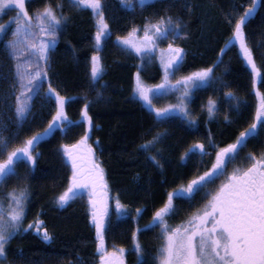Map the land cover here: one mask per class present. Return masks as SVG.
Wrapping results in <instances>:
<instances>
[{
    "label": "trees",
    "instance_id": "trees-1",
    "mask_svg": "<svg viewBox=\"0 0 264 264\" xmlns=\"http://www.w3.org/2000/svg\"><path fill=\"white\" fill-rule=\"evenodd\" d=\"M118 1H115L117 7L114 6L113 11L105 12L111 27V38L97 48L93 38L96 32L93 13L86 8L70 7L63 0L64 14L70 19L61 25L58 32L56 46L49 57L48 76L53 87L62 96L69 98L65 110L71 120L79 122L80 110L85 103H89V115L93 118L94 127L88 144L92 146L97 161L104 168L111 192L114 196L118 194L121 203L127 208L126 216L109 222L105 232L106 244L110 248H127V264H137L133 243L139 242L145 264H156L155 257L162 236L158 226L149 229L144 226L151 221L155 210L163 205L168 191L182 183L186 184L193 175L205 171L212 159L205 157L201 163L200 157L193 155L185 163L180 160L181 155L196 140L206 143L205 137L209 130L217 143L232 142L235 134L252 122L259 101L252 86L250 70L235 46L227 51L223 56L224 63L216 68L218 79L215 83L194 91L188 103L193 115L199 119V131L190 132L180 117L168 118L167 122L157 125L150 112L133 97L132 90L137 71L145 83L152 84L161 79L162 70L155 60H144L122 48L116 37H126L133 29H142L146 20L155 21L161 15H171L174 19L181 17L186 25V36L175 43L184 48V60L179 71L172 77L178 78L207 67L216 59L230 31L227 14L236 5L247 6L251 0H153L145 7H136L135 10L122 7ZM45 2L55 4L57 0ZM242 11V8L238 9L236 15ZM245 30L256 64L264 72V0H258L256 13L249 18ZM169 42L170 40L161 41L165 45ZM93 54L101 57L104 67L103 75L95 83L92 82L89 71ZM139 63H142L140 67ZM0 64L7 71L13 61L7 60L6 55L0 51ZM224 81L228 83V88L223 87ZM10 83L11 81H0V96L11 90ZM47 86L46 81L44 87ZM259 88L264 93V76L261 77ZM228 90L234 91L244 102L242 114L231 112L238 119V124L223 121L224 112L228 110V101L223 97V92ZM210 97L217 99L221 106L220 112L211 120L208 119L206 107L201 110V106L206 105ZM37 101H33L29 119L19 130L17 143L42 130L51 119L54 103L48 102L43 106ZM9 102L14 104V101ZM0 124L10 126L9 132L16 131L15 116L2 102ZM86 128V124L78 123V126L72 127L67 133L55 131L38 145L37 151L41 155L34 170L29 172L24 164L18 166V173L21 177L27 175V180L17 181L12 178L5 185H0V198L18 184L27 185L30 201L24 226L27 227L34 220H41L53 236L50 242H46L35 227L18 233L6 245L9 250L7 264H69V261L75 264H99L95 228L91 225V210L84 195L77 196L62 207H59L55 199L67 187V178L71 174L62 145L77 141ZM149 128L151 131L144 135ZM165 129L169 132L168 137L149 150L153 155H156V149L161 150L157 159L163 167H158L147 159L149 152L138 146L145 140H150L156 132ZM263 150L264 133L248 142L247 148L241 151L240 158L246 152L259 153ZM217 181L208 187H216ZM201 193L196 194L192 200L175 199L177 211L168 218V222L178 223L184 220L203 201ZM137 208L143 209L139 216L136 214ZM137 229L140 231L134 241L132 233ZM18 250H22L23 255ZM78 256L82 261L77 260Z\"/></svg>",
    "mask_w": 264,
    "mask_h": 264
},
{
    "label": "snow or ice",
    "instance_id": "snow-or-ice-1",
    "mask_svg": "<svg viewBox=\"0 0 264 264\" xmlns=\"http://www.w3.org/2000/svg\"><path fill=\"white\" fill-rule=\"evenodd\" d=\"M32 0H0V13L14 10L15 15L0 23V34L8 35L9 26L11 39L3 43V51L13 64L4 70L0 64V81H11L10 91L0 96L2 102L15 116L16 131L9 132L7 124H0V185L16 178L17 181L27 180V175L21 177L17 169L20 164L27 166L29 172L35 169L41 153L37 151L41 141L50 137L55 131L67 133L78 123L87 125L84 134L73 144L62 145V152L71 167V174L67 178V187L55 197L59 206H64L77 196L87 195L90 206V222L95 228L96 252L99 255V264H125L123 247H114L112 251L105 248V232L108 229L109 201L115 200V211L118 218L127 215V208L121 203L119 195L110 197L107 193L105 172L101 163L94 155V149L88 140L94 127L93 118L89 115V103H85L80 110L79 122L71 120L65 110L68 97L62 96L57 88L53 87L48 76L50 67L49 53L55 48L58 32L69 16L64 14V4L57 2L53 5L46 2L41 9L30 12L28 5ZM128 9L135 10L137 2L140 8L145 7L148 0H120ZM70 7H87L96 17L94 41L97 48L107 39L111 38V27L107 22L102 0H67ZM258 0H251L247 6L238 4L232 12L227 14L230 31L224 45L219 49L216 59L207 67L181 76L173 81L172 76L179 71L184 60V48L175 43L184 39L185 24L181 17L175 19L171 15H161L155 21L146 20L143 25L144 36L141 45L136 44L130 37L137 31L133 29L128 37L117 36L116 40L130 46L141 55L153 51L156 43L170 40L166 49H161V63L164 69V78L161 83L145 86L137 73L135 93L137 97L148 106L155 124L167 122L171 114L176 113L188 126L190 132L199 131V119L195 117L186 103L190 101L194 91L201 86L213 84L218 79L215 70L224 63L223 56L232 47L238 45V54L243 57V62L250 69L253 88L257 81L264 76L262 68L256 64L252 48L248 43L246 32L249 18L257 10ZM243 11L237 16L236 12ZM171 38V39H170ZM20 45L25 51L36 57V63H21ZM264 56V54H262ZM90 77L93 83L98 82L104 73L101 57L93 54L91 57ZM47 81V88L44 83ZM223 87L228 88V83L223 82ZM43 92L44 98L55 105L54 114L47 125L40 131L30 136L19 139V130L29 119L32 112V101ZM171 92L179 93L176 104H169L165 108H157L153 100ZM258 104L252 116V122L243 127L232 142L217 143L211 130L205 137L206 143L196 140L191 143L180 160L187 162L193 155L200 157L203 163L205 157H212L210 166L203 172L193 175L186 184H180L167 192L165 202L153 213L151 221L144 226L145 229L159 227L163 243L155 257L156 264H264V151L256 153L246 152L243 161L237 165L240 153L248 146V142L264 133V93L256 92ZM223 97L228 101V110L224 112L223 121L227 124H238V119L231 112L241 113L244 102L232 90L223 92ZM14 101L10 103L9 101ZM208 119L211 120L220 112L221 106L217 99L209 98L206 105ZM207 123V122H206ZM151 128L146 130L150 132ZM167 129L156 132L150 140H145L139 145L140 149L149 152L147 159L156 166L163 167L157 156L161 154L156 149V155L149 151L155 145L168 137ZM97 145L99 141L97 140ZM214 153V156H213ZM220 180L215 188L208 186ZM204 192L207 197L201 208L196 209L186 221L175 227L168 223V218L176 214L177 208L174 200L187 198L192 200L196 194ZM6 201V202H5ZM30 190L27 185H16L9 189L0 198V264H7L10 240L18 233L27 232L33 227L40 233L42 239L50 242L53 236L44 227V222L34 220L27 227L23 222L27 216ZM142 208L136 209L139 216ZM137 231L132 233L136 241ZM23 255L22 250H18ZM137 264H145L142 245L135 242ZM77 260L82 261L81 257ZM69 264H75L69 261Z\"/></svg>",
    "mask_w": 264,
    "mask_h": 264
},
{
    "label": "rangeland",
    "instance_id": "rangeland-1",
    "mask_svg": "<svg viewBox=\"0 0 264 264\" xmlns=\"http://www.w3.org/2000/svg\"><path fill=\"white\" fill-rule=\"evenodd\" d=\"M42 1H43V2H40V0H32V2L28 5L30 12L33 11V10H36V9H41V8L44 6V4L46 3L45 0H42ZM64 1L67 2V0H64ZM115 1H116V0H102V3L104 4V12H106V11H109V12H110V11H113V10H114V6L117 7ZM117 1H118V0H117ZM151 1H153V0H148L147 3L151 2ZM57 2H63V0H57ZM57 2H56V3H57ZM118 2H119V4H120L122 7L127 8L126 6H124V5L121 4L120 0H119ZM53 5H55V4H53ZM137 7H139L138 2H137ZM82 8H86V9H88L89 11L92 12V10H91L90 8H87V7H82ZM127 9H128V8H127ZM14 15H15L14 10H7L6 13H0V23H4L5 21L8 20V17H9V16H14ZM95 20H96V17L94 16V23H95ZM14 27H15L14 24H11V25L9 26L8 35L5 36V35L0 34V51H2L5 55H6V53L3 51V43H4L5 40H7V39H11V38H12V37H11V29L14 28ZM143 36H144V31H143V28H142V29L137 30V31L133 34V36L130 37V39H132L136 44L141 45V42H142V40H143ZM126 37H128V36H126ZM117 43H118L122 48H124V49H126V50H128V51H130V52H133L134 54H136V55L139 56L140 58H143L144 60H146V59H152V60H155V61L158 63L159 67H160L161 70H162V76H161V79H160L158 82H156V83L147 84V83H145V82L139 77L140 81H141L145 86H151V85L159 84V83L162 82V80H163V78H164V69H163V66H162V63H161V56H162V53H161L160 50H161V49H166V48H167V45L162 44L161 41H158V42L156 43V45H155V47H154V49H153L152 52L141 55V54L137 53V52L135 51V49L131 48L130 46L122 45V44H120L118 41H117ZM100 46H101V45H100ZM100 46H99V48H100ZM19 47H20V50H21V54H20V56H19V61H20L21 63H29V62H30V63H32L33 65H35V63H36V57L33 56V55H31V53H30L29 51H25L23 45H20ZM236 47H237V49H238L239 46L236 45ZM50 53H51V52H50ZM50 53H49V57H50ZM6 58H7V55H6ZM241 58H242V60H243V57H242V56H241ZM7 60H8V58H7ZM48 63H49V61H48ZM244 64H245V63H244ZM90 65H91V59H90ZM141 65H142V63H141V64L139 63V67H140ZM245 65H246V64H245ZM246 67L248 68L247 65H246ZM248 69H249V68H248ZM249 70H250V69H249ZM137 73H139V72L137 71L136 74L134 75V83H133V90H132V92H133V97L136 98V99H137V100L143 105V107H144L145 109L148 110V106H147L146 104H144V102L141 101V100L137 97V95H136V93H135L136 80H137ZM187 75H188V74H187ZM172 77H173V76H172ZM172 77H171V79H172L173 81H175L176 79L180 78V77H178V78H172ZM204 86H205V85H203V86H201V87H204ZM259 86H261V79L257 81L256 87L254 88L255 93L257 92V90H259V92L261 93V89L259 88ZM201 87H200V88H201ZM44 88H45V87H44ZM178 95H179V93L171 92V93H169V94H167V95L160 96V97H158V98H156V99L153 100V105H154L155 107H157V108H165V107H167L169 104H176V103L178 102V101H177V96H178ZM169 98H170V99H169ZM36 99L38 100L37 103H39V104H41V105H43V106L46 105V104H48V101L44 100L43 92H41L40 95H38V96H36V97L34 98V100H36ZM34 100H33V101H34ZM33 101H32V103H33ZM258 101H259V100H258ZM186 103L188 104L189 101H186ZM53 110L55 111V105H54V107H53ZM148 111H149V110H148ZM53 114H54V112H53ZM171 117H180V115H179V114H176V113H173V114L170 115L169 118H171ZM9 128H10V126H8V129H9ZM78 140H79V139H78ZM75 142H76V141H75ZM75 142H74V143H75ZM72 144H73V143H72ZM263 151H264V150H263ZM94 155H95V158H96V154H95V153H94ZM242 157H243V156H242ZM64 158H65V157H64ZM96 159H97V158H96ZM65 160H66V158H65ZM66 162H67V161H66ZM244 163H246V162L243 161L242 158H238L237 161H236V164H237V165H242V164H244ZM69 166H70V165H69ZM70 169H71V167H70ZM105 181L107 182L106 177H105ZM219 183H220V180L217 181V185H218ZM107 185H108V182H107ZM208 188L213 189L211 186L208 187ZM214 188H215V187H214ZM107 193H108V195H109L110 197H115V196L113 195V193L111 192L109 186H108V188H107ZM84 197H85L86 202H87V204H88V197H87V195L85 194ZM200 198L203 200V201L200 203V205H198L197 207H195V208H194L189 214H187L186 217H185V219L182 220V221H186V220L189 218V216H190L193 212L196 211V209L201 208V206L205 203L207 197L204 195V192H203V191H202V193H201V197H200ZM114 204H115V200H114V199H111V200L109 201V213H110V215H109V217H108V224H109V222H110L111 220H113V219H115V218H118V217H117V213H116V211H115ZM88 205H89V204H88ZM59 207H61V206H59ZM89 207H90V206H89ZM182 221H181V222H182ZM181 222H178V223H169V222H168V223H169L171 226L175 227L176 225L180 224ZM158 228H159V227H158ZM159 230H160V228H159ZM162 243H163V239H162V241H161L160 246L162 245ZM104 245H105V248H106L108 251H112V250H113V248H110V246L106 244V241H104ZM133 247H135V242L133 243ZM126 256H127V248H125V252H124V256H123L124 261H125V264H127Z\"/></svg>",
    "mask_w": 264,
    "mask_h": 264
},
{
    "label": "flooded vegetation",
    "instance_id": "flooded-vegetation-1",
    "mask_svg": "<svg viewBox=\"0 0 264 264\" xmlns=\"http://www.w3.org/2000/svg\"><path fill=\"white\" fill-rule=\"evenodd\" d=\"M95 153V152H94Z\"/></svg>",
    "mask_w": 264,
    "mask_h": 264
}]
</instances>
